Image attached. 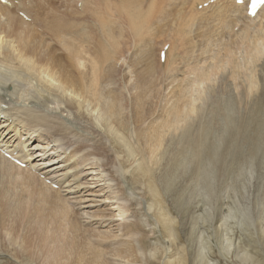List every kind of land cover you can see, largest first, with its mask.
<instances>
[{"label":"bare ground","instance_id":"1","mask_svg":"<svg viewBox=\"0 0 264 264\" xmlns=\"http://www.w3.org/2000/svg\"><path fill=\"white\" fill-rule=\"evenodd\" d=\"M59 1H0V123L11 127L17 121L21 132H29L28 142L35 139L30 132H43L49 143H57L51 150L61 157L69 149L65 141L61 146L52 138L63 136L49 124L48 94L56 92L79 116L91 106L98 112L92 120L102 127L106 143L116 145L115 157L123 154L129 162L140 156L130 176L120 165L116 173L127 178L129 190L144 187L167 237L178 232L183 249L165 264H220L211 258L214 236L222 259L235 254L240 264H264V6L252 16L250 0H63L62 6ZM20 11L31 17V26L16 15ZM237 29L241 33L236 34ZM216 38L224 40L219 53L213 49ZM238 42L245 46L243 54ZM159 44L167 50L164 60L159 58ZM132 47L137 50L126 58ZM124 66L132 67L138 81L128 100L123 96L125 77L118 75ZM212 78L216 88L207 86ZM167 82V103L157 114L153 97ZM205 85L193 99L195 88ZM25 96H30L29 109ZM129 107L131 116L126 115ZM15 110H23L25 126ZM3 148L22 163L30 157L23 143ZM72 150L83 157L80 149ZM74 155L65 158L67 169L80 164L71 161ZM0 172V235L4 245L15 249L12 254L1 244L0 264H111L107 254L141 261L138 254L143 253L145 238L138 218L123 228L131 242L104 246L83 230L76 213L54 190L57 179L49 185L40 178L47 186L38 184L2 153ZM71 177L78 179L76 174ZM244 195L247 201L242 203ZM222 198H233L237 208L229 203L222 207ZM243 204L249 206L248 220L235 217ZM163 206L177 215L179 224ZM237 229L244 238L238 243ZM96 237L112 238L101 233ZM33 246L47 253L36 254Z\"/></svg>","mask_w":264,"mask_h":264},{"label":"rangeland","instance_id":"2","mask_svg":"<svg viewBox=\"0 0 264 264\" xmlns=\"http://www.w3.org/2000/svg\"><path fill=\"white\" fill-rule=\"evenodd\" d=\"M62 1L61 3L59 1L61 6H62ZM74 5L75 4L73 3L72 4L73 9H75ZM200 13L205 16L211 15L210 12H200ZM16 15L20 16L25 23L31 26L32 19L31 17L28 16V14L24 13L23 11H20V13ZM256 28L258 29L259 27L256 26ZM214 31L220 33L221 29L215 28ZM252 31H255V29L254 30L252 29ZM235 33L237 34L241 32L240 30L237 29L235 30ZM158 36H162V35H158ZM215 40L217 41V43H214L215 47L213 46V49L215 50V53H219L220 51H222L224 40L221 41L219 40V38H216ZM238 43L241 46L239 53L243 54V50L245 46H243V44L240 42ZM169 44L170 43H168L167 46H169ZM160 47L161 44H159L157 47V51L158 50L162 51L159 58L161 60H164L162 54H164V52H166L167 50L166 47L164 46H162L161 48ZM193 49H194V45H191L187 48V51L190 52ZM93 50L94 49H91L92 53H90L89 51V54H87L88 57L90 58L93 57ZM134 50H135L134 47H132L129 50V54L126 56V58H129L131 56L130 54ZM65 51L66 50L64 49V52ZM56 53L58 57L64 58L63 55L61 56L58 55L57 51ZM233 57L234 60H236L234 54ZM130 61H131L130 59L127 61V66ZM127 66H124L122 71H120L118 75L121 73L120 75L123 76V79L125 77V82H126V84L124 85L125 94L123 96L125 99L128 100V98H130L131 96V92L134 93L133 92L134 90L131 89V86H133V84H135L136 82L138 83V81H137V76H135L137 75V73L136 72L133 73L134 71H132L131 66L128 67L127 69ZM254 69L255 70L253 72L252 78L255 77L256 75V66H254ZM222 72L227 74L228 70L225 69ZM124 73L126 74L128 73V74L126 75ZM215 83H214V79L212 78L210 82H207V86L215 85L214 88H216L218 86V83L216 84ZM168 84L169 82H167L166 85L164 84L163 86H161V88L157 91L155 97H153L155 102L154 108H157V114L161 112V104L162 103L164 104V102L167 103V99L169 96ZM207 86L205 85V86H200L199 88H195L196 89L195 94L192 93L193 99H197L196 94L201 92V90L203 91L204 89H206ZM238 86L239 89L237 90V93L239 94L241 92L240 81ZM116 88H118V86H116ZM33 89L34 86L31 84L29 88L30 94ZM256 89L257 87L255 86L253 92H256ZM48 95H50L52 99V102L49 104V108L45 109L46 114L52 120V122L49 124L53 126L55 129L57 128L59 133H61L63 136V138L61 137L62 139L57 136H52V138H57L61 146L65 141L66 143L65 142L64 143L66 146H68L67 149H69L66 150V152L64 151V155L61 156L63 158L57 157L58 155V153H56L57 151H55L54 153L53 150H51V148L55 149L56 146L58 145L55 141L49 143L48 141L49 139L47 135L45 136L48 140L45 139L43 132L39 134L37 130H35L34 132H30V134H33L32 136L35 139L31 142H28L27 140L29 139L30 135L27 134H29V132L23 131L24 128H22V132H21L22 126L21 124H19V126H16V124H18L16 123L17 121L13 122L14 124L11 127L9 126L7 127L9 123L8 124L5 123L4 125L0 123V146H1L0 153H2L3 156L8 158L5 155L7 151L4 150L3 146H7L8 148L13 149L16 148L19 145V143L20 144L23 143L26 146V149L24 150L25 154H29L30 157L25 158V160L23 161L24 164L23 167L22 166L19 167L22 168L23 170H28L29 175L27 176L35 178L38 184H40V182H43L45 184V182L43 181L45 180L50 185L51 182L53 183L52 180L57 179L58 181L56 182L58 184L54 183V187H53L54 190L60 191L63 198H65V200L67 201V204H69V207L72 208V210L76 213L77 221L82 225L83 230H89L88 235L90 237L92 236L93 241L98 243L104 242L105 243L104 246H109V244H122L125 242H131V240L127 236H125V232L123 231V228L127 226H132V224L138 218L139 225L142 227L141 230L142 237L145 238V246H141V252L143 253L139 252L138 254V257L141 258V261H139L138 264H165L167 261L170 260L172 255L178 254L180 251H182L183 246L179 244L178 232L176 231L175 236L169 238L165 235L162 226L157 223L154 217L155 207L151 206L152 202L149 201L147 194H145L144 187L140 185L134 186L135 189L134 190L132 189L131 191L129 190L130 185L128 184L127 178L124 175L119 176L116 173L115 167L120 165L122 168L121 171L124 172L125 175L130 176L131 170L141 162L140 156H138L135 159V161L130 160L129 162L127 158L123 157V154L122 155L118 154L119 158L118 157L116 158L115 155L113 154V150L116 145L112 141H108L106 143V139H108V137L105 136L106 134L104 133V131H102V127L96 124L92 120V118H94L98 114V112H95L92 109V107L89 106V107H85L83 111H81V116H79L78 114H76L78 113V111L75 110L76 112L75 113L73 110L67 107L66 104L68 103L65 101L66 103L65 104L62 101L63 97L58 95L56 92L50 93ZM53 100H57L58 102H54ZM24 101L26 108L28 107L29 109L30 96H25ZM198 103L199 102H197V104ZM122 104L123 106L125 105V103ZM23 110H15L14 114L19 116L20 118H23V125L25 126L26 125L25 115L23 113L20 114ZM130 113H131V107H129L126 115L131 116ZM58 119H61V121H63L67 126H69L71 128V132L66 131V129L63 128L62 125H59ZM149 122H150L149 120L146 121V124H148ZM26 128L28 127L26 126ZM131 128L132 130L134 129L135 131L134 125ZM38 137H41V139H39ZM80 137H83V140L80 141L79 140ZM71 148L74 149V151L76 149H80V153L82 154L83 157L80 158V155L77 154L74 155L73 150L71 152ZM71 155H74L71 157V161L79 160L80 164L74 168V169L77 168L76 170L67 169L66 163L69 160H67L64 163V161L66 160L65 158L70 157ZM26 159H28V161H26ZM82 159L85 160V162H80V160ZM46 173L50 174L51 179L46 178ZM75 174L76 176H78L77 180L76 178L71 177L72 175L75 176ZM2 177H3V173L0 172V181ZM40 178L43 180H41ZM121 186H123V189L125 190L124 193L127 192V195H123L121 193L122 192ZM1 190L2 189H0V192ZM228 191L229 188L224 191V196ZM22 192H24L25 194L24 190H22ZM246 198L247 196L244 195V197L241 198V202L245 203L247 201ZM207 199H208L207 201H209L210 199L211 201L210 203L213 204L214 199L210 198L209 196H207ZM231 199L233 200V198ZM232 200L222 198V207L229 203L230 206H232L233 208H237L232 203L233 202ZM147 207L150 209L149 212H147ZM163 208L165 209V213L169 214V216L172 218L174 222H176V224H179V219L177 215H172L166 207L163 206ZM248 208L249 206L247 207V204H243L241 207L238 208V212L235 217L238 219L246 218L248 220L249 218L248 215L250 214ZM96 214L98 216L93 217L96 216ZM176 224L174 223L175 229H176ZM237 230H236V236H237L236 243L244 239L242 237V233H241L242 231L239 229ZM98 233L109 234L112 238L104 241V239L102 240L100 237H96ZM217 239L218 238L214 236V239L212 241V247L215 251V254L212 253L211 258L220 261V264H225V263L240 264L235 259V254H233L234 258L232 256L227 260L221 258L218 249L219 247L217 245L219 244V240ZM4 243H5L4 234H2L0 235V248H1V244L4 245ZM4 247L7 248L8 252H11L12 254L15 253V249L12 246L4 245ZM33 248L36 254L42 252L43 253L42 256H44V254L47 253L46 250L38 249L37 247L34 246ZM106 260L111 264H136V263H132L131 259L128 261L127 260L123 261L118 258H114L111 254L106 255ZM234 261L235 263H233ZM38 263L39 261L36 260V263L34 264H38Z\"/></svg>","mask_w":264,"mask_h":264}]
</instances>
